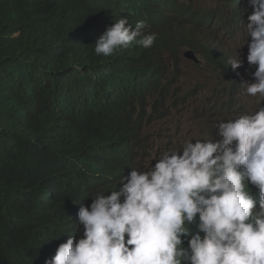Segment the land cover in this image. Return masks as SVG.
Masks as SVG:
<instances>
[{
  "label": "clouds",
  "instance_id": "1",
  "mask_svg": "<svg viewBox=\"0 0 264 264\" xmlns=\"http://www.w3.org/2000/svg\"><path fill=\"white\" fill-rule=\"evenodd\" d=\"M216 1L225 14L192 0H136L129 17L92 23L104 24L93 48L115 85L150 88L130 101L142 147L110 154L132 168L69 209L83 234L56 243L44 264H264V0ZM241 20L247 47L234 53ZM240 91L255 99L253 111L231 110ZM154 124L172 138L146 168L136 158ZM195 129H216L215 137L195 139Z\"/></svg>",
  "mask_w": 264,
  "mask_h": 264
},
{
  "label": "trees",
  "instance_id": "2",
  "mask_svg": "<svg viewBox=\"0 0 264 264\" xmlns=\"http://www.w3.org/2000/svg\"><path fill=\"white\" fill-rule=\"evenodd\" d=\"M135 5L0 0V264H44L56 243L83 234L78 210L69 209L114 189L132 168L116 154L142 147L141 115L130 101L150 88L115 85L108 59L93 48L104 24L92 23L129 17Z\"/></svg>",
  "mask_w": 264,
  "mask_h": 264
},
{
  "label": "rangeland",
  "instance_id": "3",
  "mask_svg": "<svg viewBox=\"0 0 264 264\" xmlns=\"http://www.w3.org/2000/svg\"><path fill=\"white\" fill-rule=\"evenodd\" d=\"M192 1L196 6L201 7L204 12L213 13L219 10H221V12H223L224 14L227 12V6L224 5L223 3H218L216 0H192ZM243 23H245V20H241L239 22V24L241 25L240 30H238V32L236 33L235 38L229 41L230 46L234 53L236 48L239 47L244 40V29L242 25ZM247 39L249 40V38ZM244 46L247 47V42L241 45L240 48L237 49V52H240ZM189 71H195V70L190 69ZM189 71L187 70V72ZM241 83L242 82H238V86H237V88H240V90H242ZM235 97L238 99V102L235 103V107L231 109L232 111L238 112L239 110H243L244 112H251L254 110L256 103L254 98H249L241 95V91H240V95ZM176 100L177 98L175 97L169 99L166 104V108H170L171 105L175 103ZM261 106H264V101H261ZM227 116H229V114H227ZM158 127H159L158 124H154L151 125L150 128H148L149 132H147L146 134V137H148L146 148L141 151L142 157L138 156L136 158V162L138 163V165L142 167L146 166L147 168L149 161L152 159L155 153L161 152V150H163L164 147L166 146L167 140L172 138L171 135L169 134L159 132ZM215 133H216V129L213 130L195 129V133L193 134V136L195 137V139H212L213 137H215ZM153 162L154 160L150 161L151 164Z\"/></svg>",
  "mask_w": 264,
  "mask_h": 264
},
{
  "label": "bare ground",
  "instance_id": "4",
  "mask_svg": "<svg viewBox=\"0 0 264 264\" xmlns=\"http://www.w3.org/2000/svg\"><path fill=\"white\" fill-rule=\"evenodd\" d=\"M240 1H241V0H238V2H240ZM220 7H221V6H220ZM217 9H218V8H217ZM220 9H221V8H220ZM242 15H243V9H241V12H240V14H239L237 20H240L241 17H242ZM239 25H240V24H239ZM25 91H26V89H25ZM28 91H29V90H28ZM26 93H27V95H28V92H27V91H26ZM144 95H145V94H144ZM32 98H33V97H32ZM33 99H34V98H33ZM30 100H32V99H30ZM34 100H35V99H34ZM27 104H28V103H27ZM32 104H33V103H32ZM29 106H33V105H30V104H29ZM28 108H29V107H28ZM131 108H132V107H131ZM240 108H241V107H240ZM128 109H129V108H128ZM242 109H243V107H242ZM124 110H125V109H124ZM22 111H23V110H22ZM18 112H20V111H18ZM19 114L21 115L22 113H19ZM22 116H23V115H22ZM110 117H111V116H110ZM110 117H109V118H110ZM105 118H106V117H105ZM107 118H108V117H107ZM103 119H104V118H103ZM112 120H113V119H112ZM118 120H119V119H118ZM118 120H117V121H118ZM22 121H23V120H22ZM119 121H120V120H119ZM119 121H118V122H119ZM104 122H105V120H104ZM118 122H117V125H118ZM121 122H122V121H121ZM111 123H112V122H111ZM113 123H115V125H116V121L113 122ZM119 123H120V122H119ZM113 125H114V124H113ZM103 126H104V125H103ZM125 126H126V125H125ZM105 127H106V126H105ZM109 127H110V126H109ZM111 127H112V126H111ZM111 127H110V128H111ZM115 127H116V129H117V127L120 128L121 126H120V127H119V126H115ZM123 127H124V125H123ZM123 127H122V128H123ZM127 127H128V126H127ZM135 127H136V126H135ZM106 128H107V127H106ZM110 128H109V129H110ZM132 128H133V127H132ZM87 129H88V128H87ZM107 129H108V128H107ZM114 129H115V128H114ZM123 129H125V127H124ZM130 129H131V128H130ZM134 129H135V128H134ZM120 130H121V129H120ZM87 131H88V130H87ZM121 131H122V130H121ZM130 131H131V130H130ZM114 132H116V130H115ZM124 132H126V131H124ZM124 132H121V133H124ZM127 132H128V131H127ZM125 134H126V133H125ZM131 134H132V133H131ZM114 135H115V133H114ZM121 135H122V134H121ZM129 135H130V134H129ZM132 135H133V134H132ZM108 136H109V135H108ZM111 136L113 137L112 134H111ZM111 136H110V137H111ZM115 136H116V135H115ZM80 137H81V136H80ZM112 137H111V138H112ZM136 137H137V136H136ZM136 137H135V138H136ZM54 138H55V137H54ZM121 138H122V137H121ZM55 139H56V138H55ZM127 139H128V138H127ZM130 139H132V138H130ZM56 140H59V139H56ZM77 140H78V139H77ZM114 140H115V139H113V141H114ZM117 140H118V139H116V141H117ZM120 140H121V139H120ZM133 140H134V139H133ZM135 140H136V139H135ZM59 141H60V140H59ZM74 141H75V140H74ZM126 142H127V141H126ZM59 143H60V142H59ZM74 143H75V142H74ZM77 143H78V142H77ZM116 143H118V142H116ZM128 144H129V143H128ZM70 145H71V144H70ZM67 146H68V145H67ZM71 146H72V145H71ZM128 146H129V145H128ZM72 148H73V147H72ZM62 163H63V162H62ZM125 163H126V162H125ZM136 163H137V162H136ZM137 164H138V163H137ZM58 167L60 168V166H58ZM76 167H77V166H76ZM126 167H127V166H126ZM63 170H64V169H63ZM99 170H101V169H99ZM94 171H96V170H94ZM103 171H104V170H103ZM103 171H102V172H103ZM118 171H119V170H118ZM123 171H124V170H123ZM126 171H127V170H126ZM57 172H58V171H57ZM92 173H94V172H92ZM126 173H127V172H126ZM61 174H62V173H61ZM117 174H120V175H121L120 172H117ZM57 175H58V174H57ZM65 176H66V175H65ZM100 176H101V175H100ZM78 177H79V176H78ZM88 177H89V176H88ZM102 177H103V176H102ZM84 178H87V177H84ZM37 179H38V178H37ZM37 179H36V180H37ZM81 179H83V178H81ZM96 179H97V178H96ZM29 180H30V179H29ZM88 180H89V179H88ZM79 181H80V180H79ZM94 182H96V181H94ZM91 183H93V182H91ZM91 183H90V184H91ZM96 183H97V182H96ZM28 185H29V184H28ZM77 186H78V185H77ZM93 186H94V184H93ZM95 186H96V185H95ZM83 188H84V187H83ZM63 192H64V190H63ZM63 192H62V193H63ZM83 198H84V197H83ZM86 200H87V199H86ZM81 201H83V200H81ZM83 203H84V202H83ZM49 208H51V207H49ZM18 209H19V208H18ZM76 219H77V218H76ZM73 220H74V219H73ZM70 222H71V221H70ZM69 224H70V223H69ZM49 228H50V227H49ZM53 230H54V229H53ZM70 231H71V230H70ZM49 235H50V234H49ZM77 235H78V233H77ZM42 236H44V235H42ZM77 238H78V237H77Z\"/></svg>",
  "mask_w": 264,
  "mask_h": 264
}]
</instances>
